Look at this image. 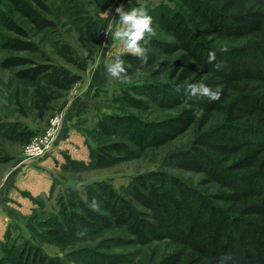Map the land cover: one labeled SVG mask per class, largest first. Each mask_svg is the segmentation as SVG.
I'll list each match as a JSON object with an SVG mask.
<instances>
[{
    "label": "trees",
    "instance_id": "trees-1",
    "mask_svg": "<svg viewBox=\"0 0 264 264\" xmlns=\"http://www.w3.org/2000/svg\"><path fill=\"white\" fill-rule=\"evenodd\" d=\"M12 3L35 31L55 27L45 17L48 6L43 0ZM150 16L167 39L151 37L147 52L174 57L177 80L144 83L120 92L113 103L138 112L149 107L178 112L156 123L106 115L100 129L144 148L175 140L197 125L191 144L168 155L163 166L200 179L193 185L157 171L133 177L124 194L105 181L96 182L86 186L85 200L71 198L76 210L68 221L87 233L125 232L127 244L167 241L174 250L156 264H264V0H175L174 8L163 7ZM2 25L10 35L0 43L5 52L0 68L13 70L17 80L32 85L49 77L51 65L30 58L39 49L28 31L11 19ZM246 37L257 41L226 49L207 43ZM210 51L216 53L213 64H221L219 71L208 63ZM121 58L133 67L153 61L149 57L141 64L130 54ZM126 69L130 76L132 70ZM196 81L219 87L220 99H188L184 88ZM177 85H182L179 92ZM216 113L221 121L206 128ZM124 148V143L97 147L91 150L92 162L102 164L111 152ZM14 258L11 264H63L46 259L35 247Z\"/></svg>",
    "mask_w": 264,
    "mask_h": 264
},
{
    "label": "rangeland",
    "instance_id": "rangeland-1",
    "mask_svg": "<svg viewBox=\"0 0 264 264\" xmlns=\"http://www.w3.org/2000/svg\"><path fill=\"white\" fill-rule=\"evenodd\" d=\"M12 1L4 0L0 9V43L10 35L3 28V20L20 24L39 49L30 58L51 65V75L32 85L17 80L13 70L0 68V264H11L18 252L30 247L37 248L46 259L60 260L63 264H156L174 250L167 241L127 244L130 237L125 232L87 233L79 225L70 224L67 217L76 210L71 198L78 195L85 200L86 186L96 182L105 181L121 194L133 177L157 171L193 185L198 183V175L163 166L168 155L191 144L197 125L175 140L144 148L126 138L106 136L100 129L105 116L111 114L130 115L145 123L176 115L178 109L149 107L138 112L113 103L120 92H131L133 87L144 83L176 81L177 76L173 78L172 73L175 58L147 52L153 61L137 67L124 60V67L132 70L126 80L112 77L106 70V86L94 93L86 107L74 113L66 104L86 89L83 79L102 62L107 36L103 32L109 19L119 18L117 6L144 7L150 15L163 7L174 8L175 0H43L48 6L45 17L55 24L44 32L35 31L21 18ZM109 9L106 18L102 13ZM91 22L97 25L90 28ZM152 23L155 29L152 37L166 40ZM255 41L256 37H246L207 43L226 49ZM118 50L116 41L108 52L111 56L107 57V64ZM4 56L5 52L0 51V61ZM57 117L60 123L52 152L26 160L25 147ZM221 118V114H214L206 128ZM114 143H124L125 148L111 152L110 159L94 165L91 150Z\"/></svg>",
    "mask_w": 264,
    "mask_h": 264
},
{
    "label": "clouds",
    "instance_id": "clouds-1",
    "mask_svg": "<svg viewBox=\"0 0 264 264\" xmlns=\"http://www.w3.org/2000/svg\"><path fill=\"white\" fill-rule=\"evenodd\" d=\"M116 13L119 14L118 19H109L104 29V34L111 32L113 38L119 44V50L115 54V58L107 64V73L121 80H126L127 69L124 67V60L121 58L122 53H128L137 57L141 64L148 63L147 45L152 36L155 35V29L152 23V17L148 14L144 7H132L125 10L123 4L115 8ZM111 9L103 11V16L108 18ZM216 60V53L210 51L208 54V63L213 64ZM213 67L219 71L220 63L213 64ZM139 72V70H138ZM182 85H177L176 90L179 92ZM186 97L191 98H207L209 101H217L221 97V90L219 87L212 86L202 82L196 81L187 84L184 88Z\"/></svg>",
    "mask_w": 264,
    "mask_h": 264
},
{
    "label": "crops",
    "instance_id": "crops-1",
    "mask_svg": "<svg viewBox=\"0 0 264 264\" xmlns=\"http://www.w3.org/2000/svg\"><path fill=\"white\" fill-rule=\"evenodd\" d=\"M127 9L130 8H125V10ZM105 37V55L101 57L102 62L98 67L96 66V70L94 69L91 75H88L83 79L86 81V89H83L78 95H76V97L70 99L66 104V107L74 113L86 107L91 102L94 93L106 86L107 57L111 56L108 52L116 46V40L113 38L111 32Z\"/></svg>",
    "mask_w": 264,
    "mask_h": 264
},
{
    "label": "built area",
    "instance_id": "built-area-1",
    "mask_svg": "<svg viewBox=\"0 0 264 264\" xmlns=\"http://www.w3.org/2000/svg\"><path fill=\"white\" fill-rule=\"evenodd\" d=\"M60 117L50 121L47 130L33 139L24 149V157L26 160L38 158L52 152L53 142L59 129Z\"/></svg>",
    "mask_w": 264,
    "mask_h": 264
}]
</instances>
